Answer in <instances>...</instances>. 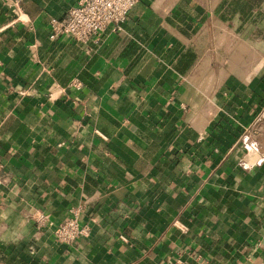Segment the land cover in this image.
I'll use <instances>...</instances> for the list:
<instances>
[{"label": "crops", "instance_id": "0c3cea01", "mask_svg": "<svg viewBox=\"0 0 264 264\" xmlns=\"http://www.w3.org/2000/svg\"><path fill=\"white\" fill-rule=\"evenodd\" d=\"M78 1L0 0V264H264V0L52 38Z\"/></svg>", "mask_w": 264, "mask_h": 264}, {"label": "built area", "instance_id": "2783aa9c", "mask_svg": "<svg viewBox=\"0 0 264 264\" xmlns=\"http://www.w3.org/2000/svg\"><path fill=\"white\" fill-rule=\"evenodd\" d=\"M18 2V0H14ZM140 0H79L76 5L70 7L62 18H52L50 22V36L57 38L69 35L78 42L90 46L101 41L103 32L110 26L121 28L126 21L131 9ZM83 81L79 78L71 80L70 87L80 89ZM3 166L0 164V172ZM79 209H72L71 215L60 220L54 226V234L57 240L65 243H73L89 233V226L82 225ZM38 225H44L50 221L48 214L43 212L34 216ZM176 264H181L177 262Z\"/></svg>", "mask_w": 264, "mask_h": 264}]
</instances>
